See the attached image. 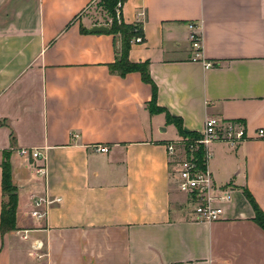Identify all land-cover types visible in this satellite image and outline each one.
<instances>
[{"label":"crops","instance_id":"crops-1","mask_svg":"<svg viewBox=\"0 0 264 264\" xmlns=\"http://www.w3.org/2000/svg\"><path fill=\"white\" fill-rule=\"evenodd\" d=\"M91 1L0 0V165L8 152L17 195L0 264H264V230L244 194L264 213V139L256 137L264 0H125L120 8L125 24L141 27L144 41L128 58L149 63L158 108L185 132L200 135L209 118L245 128L239 144L208 146L207 169L229 191L215 222L196 220L176 188L166 145L181 137L164 112H149L151 86L137 72L109 71L119 43L89 33L108 27L84 16ZM23 148L40 150L45 180ZM45 191L61 202L36 220L32 197Z\"/></svg>","mask_w":264,"mask_h":264},{"label":"built area","instance_id":"built-area-1","mask_svg":"<svg viewBox=\"0 0 264 264\" xmlns=\"http://www.w3.org/2000/svg\"><path fill=\"white\" fill-rule=\"evenodd\" d=\"M121 3L116 6V16L120 15ZM142 13L139 14V16ZM138 30H141L139 24H135ZM189 41L194 52V59L201 56V41L195 26L190 24ZM141 35L135 36L131 44H141L143 42ZM207 67L209 64L206 65ZM256 137L264 139V130L259 129ZM247 139L244 126L238 121H226L218 118H209L204 122V128L200 133V138L189 141L180 138L166 145L169 158L174 164L173 178L176 188L188 198L190 214L198 221L215 222L223 217V203L228 200V189L218 188L213 181L212 175L207 169L208 162L211 158V152L208 146L212 142H225L236 145ZM199 146H202L203 156L199 164L196 159V152ZM95 150L99 153L106 154L109 149L106 146H98ZM19 154L23 157L34 161L32 166L35 178L44 179L47 175L46 166L43 163L44 157L38 149H20ZM182 156V158H180ZM61 202L60 197H52L45 191L42 196L32 197L31 217L36 220L46 218L49 208ZM25 239L26 237L23 236ZM37 249V248H34Z\"/></svg>","mask_w":264,"mask_h":264},{"label":"trees","instance_id":"trees-1","mask_svg":"<svg viewBox=\"0 0 264 264\" xmlns=\"http://www.w3.org/2000/svg\"><path fill=\"white\" fill-rule=\"evenodd\" d=\"M125 0H101L100 6L107 13L109 22L108 25V34H111L115 37V40H118L119 46L115 50V60L113 63L108 65V69L111 73L117 74L120 77H124L129 73L137 72L140 74L141 79L144 83L151 86L152 98L148 103V110L150 113L164 112L166 115V120L169 123L175 125L178 131V135L181 138L187 139L189 141H194L200 138V135L196 132H185L182 130L181 120L170 116L167 112L156 106V87L151 80L149 74V63L140 62L132 63L129 61L128 55L131 47V41L135 36L142 35L141 30H138V27L135 25H128L123 22L121 15L116 16V6L118 3L121 5ZM81 32L85 33L86 30L81 29ZM198 163L200 164L203 156L202 146H199L195 154ZM1 185L3 198L5 200L2 202L1 211H0V233L5 234L9 231L15 229V213L17 206V195L16 188L11 183V168L9 163V153L5 152L3 154V160L1 163ZM244 194L252 206L254 211L253 221L264 230V213L259 209L257 204L251 195L244 191Z\"/></svg>","mask_w":264,"mask_h":264},{"label":"rangeland","instance_id":"rangeland-1","mask_svg":"<svg viewBox=\"0 0 264 264\" xmlns=\"http://www.w3.org/2000/svg\"><path fill=\"white\" fill-rule=\"evenodd\" d=\"M101 0H92L91 6L88 8L87 12L84 14L89 23H107L109 18L107 13L100 6Z\"/></svg>","mask_w":264,"mask_h":264},{"label":"water","instance_id":"water-1","mask_svg":"<svg viewBox=\"0 0 264 264\" xmlns=\"http://www.w3.org/2000/svg\"><path fill=\"white\" fill-rule=\"evenodd\" d=\"M89 33H108L109 29L106 26L103 25H95L92 28H90Z\"/></svg>","mask_w":264,"mask_h":264}]
</instances>
